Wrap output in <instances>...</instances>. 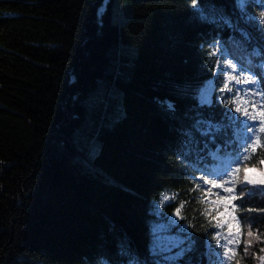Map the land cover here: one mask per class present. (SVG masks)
<instances>
[{
	"label": "trees",
	"instance_id": "1",
	"mask_svg": "<svg viewBox=\"0 0 264 264\" xmlns=\"http://www.w3.org/2000/svg\"><path fill=\"white\" fill-rule=\"evenodd\" d=\"M115 6L131 12L124 21L113 20ZM263 8L264 0H250L246 14L233 0H204L200 11L190 0H0V264H163L154 229L176 204L161 207L160 198L191 187L178 159L185 133L196 120H223L217 59L264 73L253 17ZM214 40L225 52L211 51ZM210 81L212 103L200 105ZM236 203L225 211L239 228L236 259L259 264L264 214L248 209L264 208V194ZM183 215L198 226L188 230L197 242L170 264H208L213 229L202 237L206 220Z\"/></svg>",
	"mask_w": 264,
	"mask_h": 264
},
{
	"label": "snow or ice",
	"instance_id": "2",
	"mask_svg": "<svg viewBox=\"0 0 264 264\" xmlns=\"http://www.w3.org/2000/svg\"><path fill=\"white\" fill-rule=\"evenodd\" d=\"M203 3L204 0H190L192 9L196 11H200ZM233 3L239 11L246 14L250 0H233ZM253 17L254 20L258 18V23L262 25L260 31L264 32V11L253 13ZM223 22L226 25L231 23L227 18H223ZM210 49L216 54L223 53L224 42L214 40ZM255 54L259 55V52ZM251 63L249 59L248 64ZM212 73L222 76L223 79V86L220 89V102L224 105L223 120L215 122L205 119L196 120L185 133L178 159L184 165L181 169L182 173L190 177L188 183L191 187L165 194L160 198L161 207H172L173 204H176V207L171 214L164 217L165 223L158 224L154 230L152 253L161 255L165 250L171 252L178 249L175 258H183L194 249L197 238L189 235L188 230L195 231L198 226L191 222L182 223L187 220L183 213L193 211L197 213V219L204 218L207 222V227L199 226L203 228L202 237L207 236L209 230L213 229L207 253L208 264H222L225 260L239 264L236 257L240 242L231 239L232 236L239 235V228L233 227L232 221L236 217L230 212L226 217L225 211L229 208L235 209L236 202L243 204L251 197L264 194V178L253 179L247 170L248 162L264 149V139L261 138L264 136V88L253 87L264 84V73L245 67L242 59L236 57L217 59ZM233 84H245L248 87L242 93L241 89L234 91L231 86ZM225 92L231 94L229 99L223 98ZM251 97L260 99L256 101ZM198 99L200 105L212 103L207 90L203 88L199 90ZM166 107L170 111L175 110L171 103ZM257 132L261 136H258ZM197 137L203 138L202 146ZM258 165L259 170L264 174V156H261L256 164H251V167L255 168ZM241 172H243L242 179ZM184 193L188 194V199H179L177 204L178 198ZM192 204L203 207L191 208ZM248 211L264 214V208L248 209ZM161 215L163 216V213ZM225 227H227L226 233L222 231ZM176 230L184 234L183 237L173 235ZM251 235L252 233L249 232V236ZM165 238L176 242L165 244L163 242ZM257 239L261 237L257 236ZM211 241H215V244H211ZM261 251L264 252V249ZM259 261L260 264H264V255L259 256Z\"/></svg>",
	"mask_w": 264,
	"mask_h": 264
},
{
	"label": "rangeland",
	"instance_id": "3",
	"mask_svg": "<svg viewBox=\"0 0 264 264\" xmlns=\"http://www.w3.org/2000/svg\"><path fill=\"white\" fill-rule=\"evenodd\" d=\"M124 7V8H123ZM122 10L119 9L118 6H115L114 9H113V20L116 21V22H122L124 21L128 16L129 14L131 13L129 11L128 8H126L125 6H123ZM263 11H264V8H263ZM248 87V85H245V84H240V89L243 93V90L246 89ZM253 87H259V86H253ZM214 88V81H210L206 87H204L203 89H206L207 92H208V95H209V99L211 100V94H212V90ZM251 99L253 100H256V101H259V97H251ZM248 174L253 178V179H256V180H259V179H262L264 178V174L261 173V171L259 170V168H248ZM241 176V179L243 177V173L240 175ZM227 217V215H226ZM165 223V221L159 223V224H163ZM157 228V226L155 227V229ZM154 229V230H155ZM227 229V227H226ZM173 235H179L181 237H183L184 234L182 233H179L178 230H176V232L173 233ZM232 238V237H231ZM165 244L169 243V242H172V243H175L176 241H169L167 238L164 239L163 241ZM178 249H174L173 251L171 252H168L165 250L164 253H162L161 255H157L158 258L161 260V262L163 264H170L172 263L174 260H176L177 258H175V252L177 251ZM264 255V252L263 254ZM259 264H260V261H259Z\"/></svg>",
	"mask_w": 264,
	"mask_h": 264
}]
</instances>
